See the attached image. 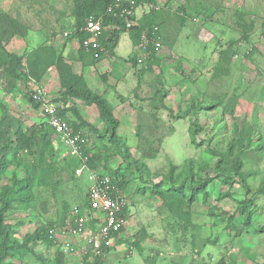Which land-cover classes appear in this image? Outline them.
Returning <instances> with one entry per match:
<instances>
[{
  "label": "rangeland",
  "instance_id": "obj_1",
  "mask_svg": "<svg viewBox=\"0 0 264 264\" xmlns=\"http://www.w3.org/2000/svg\"><path fill=\"white\" fill-rule=\"evenodd\" d=\"M137 3V27L125 30L115 50L94 60L75 35L73 0H0V12L26 28L5 49L23 56L26 68L25 58L36 61L31 54L39 46H51L65 56L72 71L110 102L119 120L120 144L145 166L141 176L130 168L115 178L124 225L95 258L89 238L98 236L100 224L98 214L85 204L89 175H110L125 164L114 146L68 112L70 122L89 137L86 159L70 156L49 135L46 163L52 169L44 185L36 184L38 145L0 150V199L7 202L3 223L9 227L8 245H13L0 264L264 261V0ZM138 27L142 33L137 39ZM143 36L152 43L141 51ZM40 56L44 61L46 55ZM27 86L0 66V121L10 117L29 133L43 127L44 118L31 106L27 91L39 86L58 97L54 65L38 81L29 79ZM68 105L103 131L95 106L73 99ZM215 172L220 176L206 187L207 197L200 193L190 205L183 204L185 219L169 212L149 189L164 175L178 185L189 178L215 177ZM27 181L30 193L22 188ZM244 204L252 213L249 226L239 212ZM65 215L80 217V229ZM37 228L45 229L47 240L31 237Z\"/></svg>",
  "mask_w": 264,
  "mask_h": 264
},
{
  "label": "trees",
  "instance_id": "obj_2",
  "mask_svg": "<svg viewBox=\"0 0 264 264\" xmlns=\"http://www.w3.org/2000/svg\"><path fill=\"white\" fill-rule=\"evenodd\" d=\"M137 1L138 0H135L138 5ZM73 2L74 12L77 16L75 35L78 37L80 47L83 48L81 46V41L85 37V33L80 30L84 24V19L89 16L100 17L103 26H109L110 24H115L117 26L114 28H106L100 36V42L106 51L105 53H111L116 47L120 35L125 32L124 25L119 21V19L107 11V8L112 3V0H73ZM80 14L83 15L80 16ZM135 27H137V24L135 25L134 23L131 28ZM25 32L26 28L24 25L14 21L6 13L0 12V66L8 69L14 77L25 82L26 87L29 88L27 86L29 79L38 81L43 71L54 65L59 80V96L55 97V100L62 103V107L59 109L60 114L66 118L73 130H79V128H77L74 123L70 122L67 117L68 112H71L72 115L79 120V123L82 126H87L99 138H106V140L114 146L115 153L119 154L125 163L124 165L119 164L110 175L108 174L111 182L116 186L115 178L118 175L120 177L123 176L130 168H134V170L138 171L140 176L143 175V168L145 166L130 157L128 148L122 146L116 136L119 120L114 115L112 105L105 96L92 91L87 86L84 79L72 71L71 65L65 56L62 54H56L51 46H39L32 50L31 54L36 61H32V58H25L28 63V67L26 68L23 67V56L16 55L15 53L9 52L5 49V45L9 43L14 36L25 34ZM141 33L142 29L138 27L135 31L134 37L138 39ZM41 53L46 55L44 61H42L43 59H40ZM30 92L31 89H28L27 93L29 94V102L32 107L38 109V104L31 99ZM69 99L79 100L88 106H95L98 112V117L103 123V131L100 132L96 127L87 123L76 107L71 105L66 106ZM43 121V127L41 125H37L34 128H31L28 131L29 133L21 130L20 123L18 121L14 124L11 123L10 117H3L0 121V150L11 151L14 150L15 147L28 149L35 145L39 146L40 156L38 163V175L36 179V184L38 185H44L51 173L52 168L51 165L46 163V158L50 152L51 139L55 136L53 130L47 125L46 121L44 119ZM195 132L196 130L194 129V134H196ZM49 135H51V139ZM61 147L63 146L61 145ZM90 166L94 168L93 170L97 169L92 164H90ZM122 169H124L123 172ZM215 174V177L206 175L201 181H194L192 178H189L188 181H182V183L178 185L174 184V180L170 175H164L162 180H160L157 184L150 183L149 189L151 192L158 194L162 198L163 203L166 205L169 212L174 213L175 216L180 217L181 219H185L187 212L183 210V204L186 203L190 205L197 199V196L200 193L203 194L204 198L207 197L206 187L214 180V178L220 176V173L218 172H215ZM30 185L31 182H24L22 188L30 193ZM260 192L264 194V188ZM0 201V249L2 250V253H0V259H2L4 254L9 253V250L13 248V245H8L9 239L7 229L9 227L3 223L4 210L7 208V202L3 199H0ZM85 204L88 205L87 199ZM239 212L244 215V225L249 226L252 213L248 206L245 204L242 205ZM65 216L69 223H74V215ZM121 230L122 228L120 231ZM234 230L236 234L240 233L239 229L235 228ZM31 237L36 240H47L48 236L44 228H37L31 234ZM99 256H96L95 258H100ZM261 264H264V261Z\"/></svg>",
  "mask_w": 264,
  "mask_h": 264
},
{
  "label": "built area",
  "instance_id": "obj_3",
  "mask_svg": "<svg viewBox=\"0 0 264 264\" xmlns=\"http://www.w3.org/2000/svg\"><path fill=\"white\" fill-rule=\"evenodd\" d=\"M136 7L135 0H112L107 11L116 16L124 25V29L128 30L134 25ZM109 27L114 28L117 26L115 24L103 26L100 17L89 16L84 19V24L80 28L85 33L81 46L95 60L100 59L106 52L100 42V36ZM157 38L159 39V37ZM140 41L141 51H144L147 45L152 43V39L150 41L146 36L141 37ZM138 60L140 61V58ZM30 96L38 104V111L53 130L59 144L67 150L70 156L77 157L82 161L85 160L83 152L89 145V137L81 130H73L66 118L60 114L59 109L62 107V103L56 101L48 91L39 86L31 88ZM89 179L87 207L98 214L95 218L98 219L100 224L98 236H91L89 242H92L94 246V255L99 256L102 255L104 248L111 246L112 241L120 233V229L124 225V217L122 202L109 176L98 171H91ZM74 223L77 225L76 229H80L82 219L74 215Z\"/></svg>",
  "mask_w": 264,
  "mask_h": 264
},
{
  "label": "crops",
  "instance_id": "obj_4",
  "mask_svg": "<svg viewBox=\"0 0 264 264\" xmlns=\"http://www.w3.org/2000/svg\"><path fill=\"white\" fill-rule=\"evenodd\" d=\"M136 16H138V11H137V9H136ZM117 47V46H116ZM116 47L114 48V50L116 49ZM93 59V58H92ZM79 101V100H78ZM84 104V103H83ZM85 105V104H84ZM88 106V105H87ZM92 106V105H91ZM39 112V111H38ZM39 114H40V116H42V118H44L43 117V115L39 112ZM97 114H98V112H97ZM67 117H69V113H67Z\"/></svg>",
  "mask_w": 264,
  "mask_h": 264
}]
</instances>
